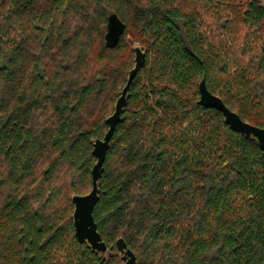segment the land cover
I'll return each mask as SVG.
<instances>
[{
	"label": "trees",
	"instance_id": "16d2710c",
	"mask_svg": "<svg viewBox=\"0 0 264 264\" xmlns=\"http://www.w3.org/2000/svg\"><path fill=\"white\" fill-rule=\"evenodd\" d=\"M126 25L106 46L110 15ZM130 39V40H129ZM147 52L78 241L93 140ZM264 128V0H0V264H264V151L199 85Z\"/></svg>",
	"mask_w": 264,
	"mask_h": 264
},
{
	"label": "water",
	"instance_id": "95a60500",
	"mask_svg": "<svg viewBox=\"0 0 264 264\" xmlns=\"http://www.w3.org/2000/svg\"><path fill=\"white\" fill-rule=\"evenodd\" d=\"M126 29L124 22L116 15L112 14L108 18L107 33L105 35L106 46L115 48L123 36ZM135 53V65L130 71L127 83L120 93L119 99L114 106V112L106 120L108 131L102 139L93 140V155L96 162L92 168V190L86 195H74L72 203L74 212L72 215L75 235L79 242L85 243L99 259L104 262L107 258L108 247L98 231L94 219V210L100 198V182L104 172V163L110 147L111 139L115 133L117 125L121 122L122 114L129 99L130 87L137 74L147 63V52L140 45L133 47ZM199 104L204 108L216 109L224 114V122L237 133L247 139H255L259 147L264 151V128L253 126L243 121L238 114L231 111L223 101L212 94L203 79L199 85ZM120 249L121 264H138L135 254L128 248L123 240L118 241Z\"/></svg>",
	"mask_w": 264,
	"mask_h": 264
},
{
	"label": "rangeland",
	"instance_id": "374dc122",
	"mask_svg": "<svg viewBox=\"0 0 264 264\" xmlns=\"http://www.w3.org/2000/svg\"><path fill=\"white\" fill-rule=\"evenodd\" d=\"M130 40V39H129Z\"/></svg>",
	"mask_w": 264,
	"mask_h": 264
}]
</instances>
